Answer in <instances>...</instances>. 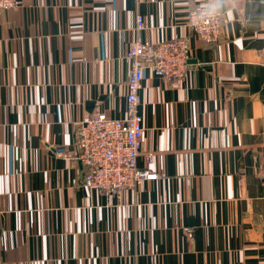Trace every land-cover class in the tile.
I'll return each instance as SVG.
<instances>
[{"label":"crops","instance_id":"obj_1","mask_svg":"<svg viewBox=\"0 0 264 264\" xmlns=\"http://www.w3.org/2000/svg\"><path fill=\"white\" fill-rule=\"evenodd\" d=\"M204 5L225 19L214 43L186 24ZM173 35L187 38L186 75L143 69L135 106L138 165L151 152L158 177L118 194L82 186L75 121L125 116L129 41ZM260 262L264 0H22L0 11V264Z\"/></svg>","mask_w":264,"mask_h":264},{"label":"built area","instance_id":"obj_2","mask_svg":"<svg viewBox=\"0 0 264 264\" xmlns=\"http://www.w3.org/2000/svg\"><path fill=\"white\" fill-rule=\"evenodd\" d=\"M21 4L22 0H0V11ZM224 22L223 14L208 5L193 7L187 13V26L207 43L218 41L223 34ZM135 26L137 30L145 27L140 13L136 15ZM125 59L129 63L126 115L112 117L102 110L94 109L74 124V156L83 167L79 183L100 193L118 194L143 180L158 177V173L149 167L151 152L144 154L145 165H138L143 136L141 116L135 108L138 91L145 68L164 78L182 79L186 75L189 60L187 38L173 35L153 42L136 36L128 43ZM55 153L68 155L62 146L56 147ZM187 233L191 235V229H187Z\"/></svg>","mask_w":264,"mask_h":264}]
</instances>
